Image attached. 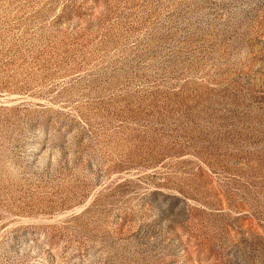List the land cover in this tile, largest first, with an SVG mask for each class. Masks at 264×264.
Wrapping results in <instances>:
<instances>
[{
  "label": "rangeland",
  "instance_id": "rangeland-1",
  "mask_svg": "<svg viewBox=\"0 0 264 264\" xmlns=\"http://www.w3.org/2000/svg\"><path fill=\"white\" fill-rule=\"evenodd\" d=\"M0 264H264V0H0Z\"/></svg>",
  "mask_w": 264,
  "mask_h": 264
}]
</instances>
